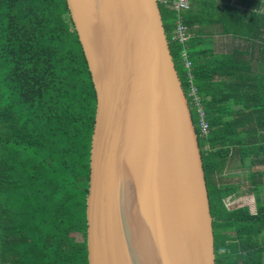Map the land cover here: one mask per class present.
<instances>
[{
    "label": "trees",
    "instance_id": "1",
    "mask_svg": "<svg viewBox=\"0 0 264 264\" xmlns=\"http://www.w3.org/2000/svg\"><path fill=\"white\" fill-rule=\"evenodd\" d=\"M174 1L159 0L158 9L197 135L216 264H264V202L255 214L229 208L240 184L224 181L230 163L264 162V1L189 0L180 13L188 36L182 46L171 40ZM225 38L232 45L222 51ZM181 48L205 135L187 97ZM94 117L95 94L65 0H0V264H87ZM249 184L258 196V172Z\"/></svg>",
    "mask_w": 264,
    "mask_h": 264
},
{
    "label": "water",
    "instance_id": "2",
    "mask_svg": "<svg viewBox=\"0 0 264 264\" xmlns=\"http://www.w3.org/2000/svg\"><path fill=\"white\" fill-rule=\"evenodd\" d=\"M95 94L87 264H216L197 135L158 0H65Z\"/></svg>",
    "mask_w": 264,
    "mask_h": 264
},
{
    "label": "crops",
    "instance_id": "3",
    "mask_svg": "<svg viewBox=\"0 0 264 264\" xmlns=\"http://www.w3.org/2000/svg\"><path fill=\"white\" fill-rule=\"evenodd\" d=\"M264 1V0H263ZM234 41V40H233ZM225 42L227 44L224 46V49L222 51H227L230 49V45H232V40H228L225 38ZM230 42V45L228 44ZM238 43V40H236V44ZM253 172H258V180L260 184V194L256 196L253 191L251 190V185L249 184V181L251 180V174L253 177ZM264 162L259 161V163H254V165H249V162L247 161L244 166H238L234 167V163H230L225 170L224 174V181L240 184V190L237 194H234L233 196L229 197L227 199V204L229 208H240V207H248L249 212L251 214L256 213V207L257 204L264 202Z\"/></svg>",
    "mask_w": 264,
    "mask_h": 264
},
{
    "label": "built area",
    "instance_id": "4",
    "mask_svg": "<svg viewBox=\"0 0 264 264\" xmlns=\"http://www.w3.org/2000/svg\"><path fill=\"white\" fill-rule=\"evenodd\" d=\"M165 4L166 2L163 1ZM189 0H175L172 3V7L176 11V17L174 20V27L171 35V40L176 41L181 46L185 43L187 35L184 33V27L182 25V17L180 13L188 9ZM180 60L182 63V68L184 69V77L187 85V97L191 99L192 107L197 112V128L200 131V134L205 135L208 131V123L206 121L205 112L198 101V96H196L195 89L192 85V75H191V65L186 56V52L183 48L180 51Z\"/></svg>",
    "mask_w": 264,
    "mask_h": 264
},
{
    "label": "clouds",
    "instance_id": "5",
    "mask_svg": "<svg viewBox=\"0 0 264 264\" xmlns=\"http://www.w3.org/2000/svg\"><path fill=\"white\" fill-rule=\"evenodd\" d=\"M159 1V0H158ZM189 7V6H188ZM196 128H197V124H196ZM227 206H228V204H227ZM229 207V206H228Z\"/></svg>",
    "mask_w": 264,
    "mask_h": 264
}]
</instances>
